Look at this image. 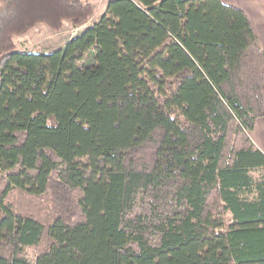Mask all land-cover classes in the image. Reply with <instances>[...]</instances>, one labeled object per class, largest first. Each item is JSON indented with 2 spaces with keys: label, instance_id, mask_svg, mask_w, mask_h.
Returning a JSON list of instances; mask_svg holds the SVG:
<instances>
[{
  "label": "trees",
  "instance_id": "16d2710c",
  "mask_svg": "<svg viewBox=\"0 0 264 264\" xmlns=\"http://www.w3.org/2000/svg\"><path fill=\"white\" fill-rule=\"evenodd\" d=\"M92 13L0 0V264H264V153L247 135L264 53L244 12L108 0L63 46L14 47Z\"/></svg>",
  "mask_w": 264,
  "mask_h": 264
},
{
  "label": "rangeland",
  "instance_id": "374dc122",
  "mask_svg": "<svg viewBox=\"0 0 264 264\" xmlns=\"http://www.w3.org/2000/svg\"><path fill=\"white\" fill-rule=\"evenodd\" d=\"M93 7L95 5V14L94 16L97 18L99 16L100 8L104 4L105 0H87ZM91 15V16H92ZM88 22V21H87ZM86 22V23H87ZM82 29V25L78 27H73L69 22H64L63 26L59 30H53L49 28L47 25L38 23L27 32L16 35L13 37L14 47L18 51H29V52H49L55 50L64 45V43L71 38L73 35L78 33ZM250 132V131H249ZM248 132V136L250 138V133ZM147 152L136 151L133 155L136 159L139 157H144ZM84 161L83 159H81ZM264 169L256 170L252 172V176L257 178L261 173H263ZM39 204H43L46 207V211H51L50 213H55V203L53 204L51 201V197L43 196L37 199ZM36 203V202H35ZM52 203V204H51ZM228 219V216L226 217ZM24 253L26 257L33 261L35 258L34 251L32 249H25Z\"/></svg>",
  "mask_w": 264,
  "mask_h": 264
},
{
  "label": "crops",
  "instance_id": "0c3cea01",
  "mask_svg": "<svg viewBox=\"0 0 264 264\" xmlns=\"http://www.w3.org/2000/svg\"><path fill=\"white\" fill-rule=\"evenodd\" d=\"M91 1V0H90ZM108 0L104 1L102 8H100V14L96 18L95 5L94 14L88 19V22L82 25V29L93 22L97 21L100 15L103 13L106 3ZM221 2L232 5L240 10H242L251 25L258 44L264 53V0H220ZM81 29V30H82ZM250 139L254 146L264 153V117H259L255 120L253 129L249 132Z\"/></svg>",
  "mask_w": 264,
  "mask_h": 264
}]
</instances>
